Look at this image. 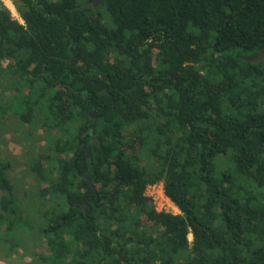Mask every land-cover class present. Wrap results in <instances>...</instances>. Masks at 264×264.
Returning <instances> with one entry per match:
<instances>
[{"label":"trees","instance_id":"trees-1","mask_svg":"<svg viewBox=\"0 0 264 264\" xmlns=\"http://www.w3.org/2000/svg\"><path fill=\"white\" fill-rule=\"evenodd\" d=\"M94 1H0L3 235L24 264H264V0Z\"/></svg>","mask_w":264,"mask_h":264},{"label":"rangeland","instance_id":"rangeland-1","mask_svg":"<svg viewBox=\"0 0 264 264\" xmlns=\"http://www.w3.org/2000/svg\"><path fill=\"white\" fill-rule=\"evenodd\" d=\"M3 5L8 8L12 14V16L15 19H19L18 15L12 5L11 0H0ZM98 1V0H96ZM99 4V3H98ZM99 6V5H97ZM20 21V20H19ZM21 22V21H20ZM14 124L12 123H7L6 126L9 130H13L12 127L9 128L10 126H12ZM21 127L14 126V130L16 132H12L11 136H18L20 139H24V135L22 134V130L20 129ZM26 130V127H25ZM42 133L41 131H38V134ZM37 137V136H36ZM11 137L5 136V138L0 137V157L2 158H9L10 155H19L20 151H18V146L15 145V147L13 146V144L11 143ZM12 144V145H11ZM17 151V152H16ZM21 168H17L13 173L12 176L15 179V182L19 183V185L24 188L25 190H27L28 188H30V184L27 180H22L21 176H23L24 173H21ZM151 192L149 193V191H147V188L145 190V196H150ZM161 197H155L154 201L153 198L150 199L152 202V205L154 206L155 210L157 211H168V213L171 214H179V211L177 210V208L174 207V205L170 204L169 202H167V200L163 197L162 193L160 194ZM35 197H33L34 199ZM149 198V197H148ZM30 198L28 197V200ZM36 201L38 200L37 198H35ZM23 206V208H25V206H29L30 201L27 200H23L22 198L19 200ZM167 204V205H165ZM159 206V207H158ZM24 218L25 220H32V215H28V211L24 210ZM16 228V229H15ZM15 231H12L10 233H6L3 235V231L2 228H0V264H24V262L28 261V259L30 258L28 256V250L25 249L26 247H24V245H26V243L22 242L21 239H25V237H27V230L24 229H20L19 225H16L14 227ZM189 240H192V237L189 236ZM22 242V243H21ZM24 244V245H23ZM17 246V247H16Z\"/></svg>","mask_w":264,"mask_h":264},{"label":"built area","instance_id":"built-area-1","mask_svg":"<svg viewBox=\"0 0 264 264\" xmlns=\"http://www.w3.org/2000/svg\"><path fill=\"white\" fill-rule=\"evenodd\" d=\"M147 191H149V193L151 192V195L149 194L150 196H147V197H149L150 199L153 198V201H154L155 197H159L160 198L161 197L160 194L162 193L163 197L167 200V202H169L170 204H172L170 202V200L168 198H166L165 195H164V193H163V184L162 183H157L155 185L147 186ZM155 201H156V199H155ZM165 205H167V204H165ZM157 212H165V213H168V211H166V210L165 211H157Z\"/></svg>","mask_w":264,"mask_h":264},{"label":"water","instance_id":"water-1","mask_svg":"<svg viewBox=\"0 0 264 264\" xmlns=\"http://www.w3.org/2000/svg\"><path fill=\"white\" fill-rule=\"evenodd\" d=\"M98 3H99L98 1H94V2H93V6L96 7V6L98 5ZM262 52H263V51H261V52L259 53V56L262 54ZM89 116L94 118V117H95V112H94V111L91 112V113L89 114ZM86 155H87L88 158H90V152H89V149H86ZM86 179H87V181H88V183H89V186L91 187V183H90L88 177H86ZM85 207H86V205L83 204V205H82V208L84 209Z\"/></svg>","mask_w":264,"mask_h":264}]
</instances>
